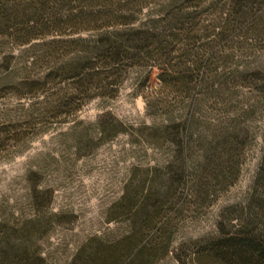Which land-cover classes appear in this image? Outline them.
<instances>
[{
  "label": "trees",
  "instance_id": "trees-1",
  "mask_svg": "<svg viewBox=\"0 0 264 264\" xmlns=\"http://www.w3.org/2000/svg\"><path fill=\"white\" fill-rule=\"evenodd\" d=\"M129 69L145 79L158 71L148 109L167 123L150 137L171 140L168 159L133 169L108 210L125 230L90 239L75 260L264 264V132L244 202L219 211L215 236L172 249L186 219L238 182L253 146L247 119L264 114V0H0V82L28 101V127L114 99ZM111 126L98 124L102 139L124 130L114 118ZM30 230L0 222V264L43 263Z\"/></svg>",
  "mask_w": 264,
  "mask_h": 264
},
{
  "label": "rangeland",
  "instance_id": "rangeland-1",
  "mask_svg": "<svg viewBox=\"0 0 264 264\" xmlns=\"http://www.w3.org/2000/svg\"><path fill=\"white\" fill-rule=\"evenodd\" d=\"M159 87L157 69L148 79L129 69L114 99L97 97L61 124L28 127L23 123L28 101L0 82V222L29 226L42 264H79L75 255L90 239L125 230L124 217L108 219L124 181L135 167L163 166L168 159L171 140L160 138L156 146L150 137L151 128L167 123L148 109ZM172 115L180 119L182 106L174 107ZM113 118L124 130L102 139L98 124L111 132ZM247 123L254 143L238 182L204 215L186 219L172 249L215 236L219 211L244 202L260 158L264 114L251 115ZM174 263L171 255L162 262Z\"/></svg>",
  "mask_w": 264,
  "mask_h": 264
}]
</instances>
